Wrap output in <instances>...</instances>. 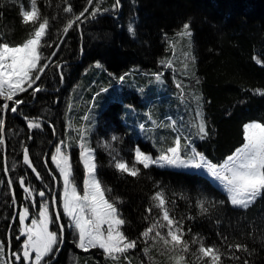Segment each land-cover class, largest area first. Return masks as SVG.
Wrapping results in <instances>:
<instances>
[{"label":"trees","instance_id":"16d2710c","mask_svg":"<svg viewBox=\"0 0 264 264\" xmlns=\"http://www.w3.org/2000/svg\"><path fill=\"white\" fill-rule=\"evenodd\" d=\"M70 2L77 14L87 6V0ZM112 3L103 0L102 7L109 11L64 35L62 29L71 15L62 11L64 0H37L41 16L50 21L45 39L63 43L42 77L44 91L35 98L29 94L31 90L20 94L18 99L25 103L17 113L5 114L6 145L0 146V181H4L0 183V241L10 242L12 250L19 249L16 212L29 204L18 182L13 184L16 204H12L7 179L18 181L23 175L36 191L52 193L56 181L49 172L54 170L48 158V171L44 157L53 152L62 136L72 145L74 182L77 187L83 184L85 170L79 158L77 131L83 126L91 129L87 145L95 152L97 178L104 188L111 189L106 192L108 198H119V212L127 221L122 231L138 241V247L128 254L131 264H169L167 255L161 254L162 246L149 244L150 254L145 255V242L139 239L148 226L143 219L148 215L145 210L157 191L169 201L170 215L182 219L191 248L184 254L187 264H205L192 254L199 247L191 244L193 237L206 247L216 246L229 254L232 250L227 249V243H244L253 250L251 255L236 253L240 261L225 256L222 264H243L244 259L249 264H264V229L257 227L264 222V196L241 210L233 208L227 194L204 174L136 165L140 173L131 177L118 172L113 161L115 156L131 166L137 147L156 158L180 134L189 137L192 147L211 163L219 165L241 146L244 124L264 122V96L256 94L257 89L264 90V0H121L119 11L111 10ZM22 7L30 10V0H0V34L11 45L29 38L33 27L22 23ZM185 22L190 23L193 33L190 48L187 40L178 36ZM129 26L134 35L129 33ZM52 50L42 49L46 56ZM184 52H190L194 62L186 59ZM169 60L171 68L165 66ZM57 63L62 68H56ZM177 83L182 85L183 95ZM194 97H199V103ZM197 111L209 131L203 140L197 135ZM24 116L39 117L42 128L28 130ZM85 116L89 120H84ZM168 117L177 121L178 132L157 127L168 124ZM22 145L30 148L42 181L23 165ZM5 165L10 169L7 176L3 173ZM201 200L215 206L201 214L197 207ZM157 211L154 209L152 216L159 219ZM222 237L228 238L227 243ZM54 258L50 264H112L101 249L78 248L68 231L66 245Z\"/></svg>","mask_w":264,"mask_h":264},{"label":"snow or ice","instance_id":"6c2138e0","mask_svg":"<svg viewBox=\"0 0 264 264\" xmlns=\"http://www.w3.org/2000/svg\"><path fill=\"white\" fill-rule=\"evenodd\" d=\"M102 3L103 0H95V3L94 0H87V6L77 14L74 12L70 0H64L66 6L63 7L62 11L71 15L68 16L62 33L67 35L70 30H78L79 26L86 20L95 19L98 15L109 11V9L102 7ZM121 6V0H113L111 10L119 11ZM20 16L24 25L31 23L33 26L29 38L20 44L11 45L5 42L2 34H0V146L6 145L5 114L7 112L17 113L19 107L25 103L23 99L17 98L20 94L29 93L31 90L29 94L35 98L38 93L44 91L42 77L47 74L46 70L52 64V57L57 56L60 44L63 43V40L54 44V42L45 39L49 35L50 21L47 17L41 16L37 0H30V10H24L22 7ZM129 33L134 35V29L131 26H129ZM192 35L190 23L185 22L178 36L182 40H187L189 48L192 43ZM45 47L53 49L47 56L42 51ZM184 56L193 62L195 60L190 52H184ZM165 66L171 68L172 61H167ZM55 67L62 68V65L57 63ZM184 67L187 68L188 64L185 63ZM63 79V72L61 71L60 81L63 82ZM156 79H160L159 74H157ZM176 87L181 89V95H183L182 85L177 83ZM256 94L264 96V90L257 89ZM194 99L199 103V97H194ZM9 102H11V106ZM196 116L199 118L196 125L197 135L203 140L209 135V131L202 114L197 111ZM24 119L27 122L28 130L42 128L39 117L24 116ZM83 119L87 121L89 117L85 116ZM148 119L152 120L150 114ZM167 119L168 124L161 123L157 127L171 128L178 132L177 121L171 117ZM152 123L155 125L156 121L152 120ZM140 128L144 129V125L141 124ZM53 131L55 130L53 129ZM77 131L80 147L79 157L85 169L83 195L80 194L74 182L70 155L61 147H56L55 154L51 157L63 181V193L59 197L63 205V215L69 219L70 226L75 229L78 248L84 251L101 249L106 260H110L112 264H123L124 261L131 264L128 254L130 250L138 247V241L129 239L121 230L127 221L122 218L119 212L117 206L119 198L115 200L108 198L106 192H110L111 189L104 188L96 176L97 164L93 154L94 149L87 145V137L91 129L82 126ZM31 138V136L28 137V139ZM111 139L116 141L117 137L113 136ZM61 143L64 144V141ZM105 146L110 147L107 144ZM70 147L72 145H65V148ZM113 161L114 168L118 172L131 177H136L140 173V168L136 165H142L144 169L158 165L160 167L204 170L223 186L227 193L228 202L233 208L247 210L264 196V122L253 121L244 124L241 146L237 147L231 155L226 157L224 163L219 165L211 163L203 153L192 147V141L189 137L180 134H177L169 146L162 150L156 158L137 147L134 150V163L131 166L126 161L116 159L115 156H113ZM22 163L31 169L37 180L42 181L44 179L33 164L28 146L22 145ZM9 171V167L5 165L3 168L4 175L7 176ZM52 178L53 180L56 179L55 176ZM16 182L24 193V199L30 201L33 207L36 206L34 193L42 200L39 203L38 216L31 219L29 224L25 223L30 216L28 204H25L22 210L16 213L20 227L19 235L15 239L19 240L21 236L26 237V239L23 240L18 250H12L10 242L0 241V264H50L51 258L55 255V250H58V245L64 242L65 225L60 223L61 215L50 213V205L47 200L43 199L46 196L45 191L41 190L37 193L36 189L27 183L23 175L18 178V181L11 178L7 179L6 186L11 192L13 205L16 204V193L13 189V184ZM0 183H4V181H0ZM56 202L57 197L53 196L52 204L54 205ZM151 202V206L145 210L148 215L143 217L145 221H148V226L140 233L139 237L145 242L146 246L143 249L145 255L150 254L151 247L162 246L161 254L167 255L169 264H187L184 254L189 253L191 248L189 241L185 239L182 219L177 220L170 215V209L167 207L169 201L166 200L162 191L155 192L151 197ZM219 203L223 204L224 202L220 201ZM214 206L205 200L197 202L201 214L208 213L209 207ZM154 209L158 210L159 219L152 216ZM50 224L56 228L55 231L50 230ZM257 227L264 229V222H261V225ZM188 231L190 232L191 229ZM222 240L227 243L228 238L222 237ZM191 244L199 245L192 254L197 261H204L205 264H222L225 256L230 260L240 261L241 257L237 256L236 253L244 252L251 255L253 251L244 243H227V249L232 250L229 254L222 252L216 246L206 247L201 240L195 237L191 240ZM243 264H249V261L244 259Z\"/></svg>","mask_w":264,"mask_h":264},{"label":"rangeland","instance_id":"374dc122","mask_svg":"<svg viewBox=\"0 0 264 264\" xmlns=\"http://www.w3.org/2000/svg\"><path fill=\"white\" fill-rule=\"evenodd\" d=\"M19 97V96H18ZM17 97V98H18ZM11 102H9V104H10ZM62 139H60L59 138V140H58V142H57V145H56V147H61L62 148V150H64V151H66L67 152V154H69L70 155V151H71V148H65V145H70V144H68V141H67V138H63V136L61 137ZM61 141H64V144H62L61 143ZM78 146H79V142H78ZM55 147V148H56ZM55 148H54V150H53V152H52V155H54L55 154ZM79 149H80V147H79ZM80 152V151H79ZM94 154V156H95V152L93 153ZM52 155H51V157H52ZM70 157H71V155H70ZM80 158V157H79ZM50 159V162H51V164H52V168H53V170H54V174L55 175H57V177H58V179H59V187H58V191H57V196H62V193H63V181H62V178L60 177V175H59V171H58V169L56 168V165L52 162V159L51 158H49ZM71 162H72V159H71ZM80 162H81V164H82V166H83V162L81 161V159H80ZM72 165H73V163H72ZM152 166H155V167H158V168H162V169H171V170H179V171H185V172H198V173H201V174H204V175H206L208 178H210L221 190H223L225 193H226V191L223 189V186L219 183V181H216V180H214L212 177H210L207 173H206V171H204V170H196V169H185V168H173V167H168V166H165V167H160V166H158V165H152ZM84 168V167H83ZM85 170V169H84ZM73 173H74V170H73ZM97 176V175H96ZM85 178V177H84ZM77 189H78V191L80 192V194L81 195H83V184L80 186V187H77ZM227 194V193H226ZM60 201V208H61V216H62V218H61V222L62 223H64V225H65V228L68 230V234H69V236H70V239L71 240H74L75 242H76V244H77V236H76V232H75V229L74 228H72L71 226H70V222H69V219L66 217V216H64L63 215V205H62V201L61 200H59ZM41 202V201H40ZM47 202L49 203V205L50 204H52V201L50 200H47ZM52 211H53V208H52V206L50 205V213L52 214ZM38 212L39 211H37V213L35 214V216L37 217L38 216ZM17 213V212H16ZM36 217H34V218H36ZM33 219V218H32ZM50 230H52V227H54L53 225H51L50 224ZM106 227V226H105ZM55 228V227H54ZM55 230H56V228H55ZM122 230V229H121ZM82 250V249H81ZM89 250H91V249H89Z\"/></svg>","mask_w":264,"mask_h":264},{"label":"flooded vegetation","instance_id":"af4514ba","mask_svg":"<svg viewBox=\"0 0 264 264\" xmlns=\"http://www.w3.org/2000/svg\"><path fill=\"white\" fill-rule=\"evenodd\" d=\"M49 171V170H48ZM50 173V175H52V177L53 176H55V174H54V172H52V171H50L49 172ZM57 180H58V183H59V179L57 178ZM54 191H55V189L53 190V192L52 193H50V192H48V193H46V199L45 200H51L52 201V197H53V193H54ZM39 191H37V193H38ZM34 199H35V201H36V206L35 207H33L32 205H31V202L30 201H28L29 202V207H30V219H29V222L28 223H30L31 222V214H34V213H37V211H39V203H40V200H39V197H38V195L37 194H35L34 193ZM59 199V196H57V200ZM60 200V199H59ZM51 206H52V208H53V205L52 204H50ZM60 212H61V210H60ZM61 223V222H60ZM64 224V223H63ZM66 229V228H65ZM66 231H68L67 229H66ZM66 234V233H65ZM22 242L23 241H18V244H22ZM66 245V235H65V239H64V242L63 243H61V244H59L58 245V250H55V255H54V257L56 258L58 255H59V253L61 252V250L64 248V246ZM63 246V248L61 249V247ZM55 258H54V260H55ZM53 260V261H54Z\"/></svg>","mask_w":264,"mask_h":264},{"label":"water","instance_id":"95a60500","mask_svg":"<svg viewBox=\"0 0 264 264\" xmlns=\"http://www.w3.org/2000/svg\"><path fill=\"white\" fill-rule=\"evenodd\" d=\"M52 60H53V57H52ZM51 151H48L46 154H45V157H44V163H45V165H46V168L49 170L50 168L48 167V165H47V162H48V158H50V154L52 155V153H50ZM49 156V157H48ZM49 161H50V159H49ZM30 171H31V169H29ZM38 171V170H37ZM32 173V172H31ZM33 175H34V177H35V174L34 173H32ZM37 180V179H36ZM37 181H41V180H37ZM55 181H56V186H55V191H54V193H53V196H56L57 197V191H58V186H57V179H55ZM39 197V196H38ZM43 199H46V196H45V198H43ZM39 200L41 201L42 200V198H40L39 197ZM53 205V204H52ZM53 209H54V211L52 212L53 213V215L54 214H56V213H59L60 215H61V212H60V206H59V202H58V200H57V202H56V204H54L53 205ZM29 219H30V216H29ZM28 219V220H29ZM28 220H26V224H28ZM61 222V221H60ZM66 233V231H64V239H65V234ZM24 239H26V237H23V236H21L20 237V241H23ZM63 248V246L61 247V249Z\"/></svg>","mask_w":264,"mask_h":264},{"label":"bare ground","instance_id":"6f19581e","mask_svg":"<svg viewBox=\"0 0 264 264\" xmlns=\"http://www.w3.org/2000/svg\"><path fill=\"white\" fill-rule=\"evenodd\" d=\"M57 179V178H56ZM57 186L59 187V183H58V180H57ZM58 202H59V200H58ZM59 206H60V202H59ZM53 211H54V209H53ZM52 211V212H53ZM62 223V222H61Z\"/></svg>","mask_w":264,"mask_h":264}]
</instances>
